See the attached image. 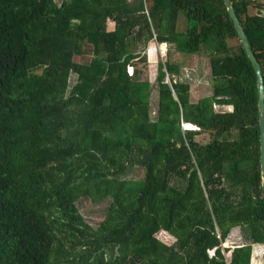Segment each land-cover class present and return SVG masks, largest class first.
Wrapping results in <instances>:
<instances>
[{
	"label": "trees",
	"instance_id": "1",
	"mask_svg": "<svg viewBox=\"0 0 264 264\" xmlns=\"http://www.w3.org/2000/svg\"><path fill=\"white\" fill-rule=\"evenodd\" d=\"M231 1L264 77V0ZM182 55L208 60L210 96ZM258 98L224 0H0V264H251ZM84 201L107 204L96 224Z\"/></svg>",
	"mask_w": 264,
	"mask_h": 264
},
{
	"label": "rangeland",
	"instance_id": "2",
	"mask_svg": "<svg viewBox=\"0 0 264 264\" xmlns=\"http://www.w3.org/2000/svg\"><path fill=\"white\" fill-rule=\"evenodd\" d=\"M63 0H56L57 3H61ZM109 29H113V25L109 26ZM168 46L165 45H158L156 43H152L148 50V59H149V78L153 84H155V79L157 76V67L158 62L160 60L165 61L166 55H167ZM183 62H182V78L189 82L192 86V96L194 100H199L202 97L210 96L212 94V83H211V76L209 71V64L208 60L205 58H202L198 55H182L181 56ZM130 72H132V69H130ZM169 77H167V81L169 82ZM76 76H71V85H74L76 83ZM154 94V93H153ZM156 95V93H155ZM155 101L153 102L152 107L157 103V97H153ZM156 107V105H155ZM155 107L153 110H155ZM217 110H223L222 107L216 106ZM185 128H188L187 125H185ZM201 138V137H200ZM108 163L111 167V169H120L125 166L124 161H122L119 158H115L113 156L108 157ZM140 171L134 169L131 171L130 176L133 178H138L140 176ZM107 207V204H99V205H93L92 203L88 201H84L81 205V211L85 215L86 219L91 224H96L99 222L104 215L105 208ZM160 239H162L165 242H171L173 241V238L169 236L167 233L162 232L158 235ZM242 242L240 238V233L238 229H235L229 239L222 244V247L224 249H230V251H226L225 255L229 259L231 256V250H233L238 244ZM257 245V244H256ZM254 247V246H253ZM259 248V250H256L257 254L260 258H263L264 256V246H256ZM255 247V249H257ZM213 254V251L211 252ZM254 256V255H253ZM263 260V259H261ZM257 256L253 257V264H257ZM252 264V263H251Z\"/></svg>",
	"mask_w": 264,
	"mask_h": 264
},
{
	"label": "water",
	"instance_id": "3",
	"mask_svg": "<svg viewBox=\"0 0 264 264\" xmlns=\"http://www.w3.org/2000/svg\"><path fill=\"white\" fill-rule=\"evenodd\" d=\"M225 5L227 7L228 13L233 21L234 27L241 39V42L244 46V49L253 64L257 75V83H258V103H259V127H260V143H261V174H262V188L264 191V77L262 73V68L257 60L255 53L252 49V46L249 42V39L245 33L244 28L239 22L237 14L235 12L234 5L231 0H224ZM189 128V127H188ZM195 129V128H191Z\"/></svg>",
	"mask_w": 264,
	"mask_h": 264
},
{
	"label": "crops",
	"instance_id": "4",
	"mask_svg": "<svg viewBox=\"0 0 264 264\" xmlns=\"http://www.w3.org/2000/svg\"><path fill=\"white\" fill-rule=\"evenodd\" d=\"M256 246H258V247H260L261 245L260 244H257V245H254V247H253V255L254 256H252V264H253V257H255V256H257V264H264V256H263V258H260L259 257V255L257 254V252H256V250H259V248H257ZM263 246V245H262ZM255 247L257 248V249H255ZM231 257V256H230ZM261 259H263V260H261Z\"/></svg>",
	"mask_w": 264,
	"mask_h": 264
},
{
	"label": "bare ground",
	"instance_id": "5",
	"mask_svg": "<svg viewBox=\"0 0 264 264\" xmlns=\"http://www.w3.org/2000/svg\"><path fill=\"white\" fill-rule=\"evenodd\" d=\"M189 129L194 128L193 126L188 125Z\"/></svg>",
	"mask_w": 264,
	"mask_h": 264
},
{
	"label": "built area",
	"instance_id": "6",
	"mask_svg": "<svg viewBox=\"0 0 264 264\" xmlns=\"http://www.w3.org/2000/svg\"><path fill=\"white\" fill-rule=\"evenodd\" d=\"M188 127V126H187Z\"/></svg>",
	"mask_w": 264,
	"mask_h": 264
}]
</instances>
